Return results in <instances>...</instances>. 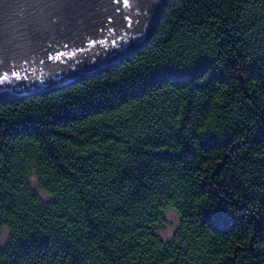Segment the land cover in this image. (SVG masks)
<instances>
[{"label":"trees","instance_id":"16d2710c","mask_svg":"<svg viewBox=\"0 0 264 264\" xmlns=\"http://www.w3.org/2000/svg\"><path fill=\"white\" fill-rule=\"evenodd\" d=\"M3 230L0 264H264V0H167L119 63L1 102Z\"/></svg>","mask_w":264,"mask_h":264},{"label":"water","instance_id":"95a60500","mask_svg":"<svg viewBox=\"0 0 264 264\" xmlns=\"http://www.w3.org/2000/svg\"><path fill=\"white\" fill-rule=\"evenodd\" d=\"M167 0H0V103L50 93L148 43Z\"/></svg>","mask_w":264,"mask_h":264},{"label":"rangeland","instance_id":"374dc122","mask_svg":"<svg viewBox=\"0 0 264 264\" xmlns=\"http://www.w3.org/2000/svg\"><path fill=\"white\" fill-rule=\"evenodd\" d=\"M167 218H168V225L161 233L165 239H168L172 235V233H173V231H174V229L178 223V216L172 210L167 212ZM7 236H8L7 231L3 230L1 235H0V247L5 244V242L7 240Z\"/></svg>","mask_w":264,"mask_h":264}]
</instances>
